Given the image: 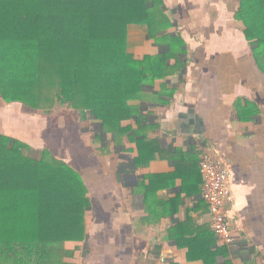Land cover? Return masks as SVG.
<instances>
[{"label": "crops", "instance_id": "1", "mask_svg": "<svg viewBox=\"0 0 264 264\" xmlns=\"http://www.w3.org/2000/svg\"><path fill=\"white\" fill-rule=\"evenodd\" d=\"M165 3L172 26L164 35L180 36L186 51L171 65L179 60L185 66L167 80L169 89L177 88L171 104L146 108L149 122L159 124L146 130L158 148L147 168L136 167L137 146L127 138L122 146L112 135L98 144L92 128L77 132L71 142L64 140V130L59 137L48 114L38 120L21 104H0V135L49 150L88 188L86 236L65 244L64 264L264 263V75L250 69V45L236 19L239 5L233 7L231 0ZM134 33L136 58L167 51L164 39L158 44L142 31ZM61 123L67 127L64 119ZM123 126L138 129L136 119ZM204 154L226 164L232 175L227 211L236 235L233 246L219 243L202 197ZM177 166L182 177L173 182ZM145 176L165 179L153 183ZM186 185L189 194L183 192Z\"/></svg>", "mask_w": 264, "mask_h": 264}, {"label": "trees", "instance_id": "2", "mask_svg": "<svg viewBox=\"0 0 264 264\" xmlns=\"http://www.w3.org/2000/svg\"><path fill=\"white\" fill-rule=\"evenodd\" d=\"M237 1L236 19L264 75V0ZM167 10L165 0H0V99L44 114L65 106L93 121L97 142L112 135L116 146L126 138L136 144V167L147 168L158 148L146 130L159 124L146 108L171 104L177 88L167 80L185 66L171 65L186 51L180 36L164 35L172 26ZM138 30L164 39L167 51L136 58ZM133 119L137 130L123 126ZM181 177L177 166L171 181ZM155 178L165 179L145 176ZM89 208L88 188L69 164L0 135V264H64L65 244L86 236Z\"/></svg>", "mask_w": 264, "mask_h": 264}, {"label": "built area", "instance_id": "3", "mask_svg": "<svg viewBox=\"0 0 264 264\" xmlns=\"http://www.w3.org/2000/svg\"><path fill=\"white\" fill-rule=\"evenodd\" d=\"M200 170L203 177L202 197L209 208L213 230L222 246H233L236 235L227 211V205L232 202L230 170L210 154L202 156Z\"/></svg>", "mask_w": 264, "mask_h": 264}, {"label": "rangeland", "instance_id": "4", "mask_svg": "<svg viewBox=\"0 0 264 264\" xmlns=\"http://www.w3.org/2000/svg\"><path fill=\"white\" fill-rule=\"evenodd\" d=\"M231 1H232V6L236 8L238 6V1L237 0H231ZM134 35L136 36V33H134ZM250 69H254L255 71L259 70L256 63H255V60L253 58V55L251 52V47H250ZM1 103H3L2 100H0V104ZM16 107H18V106H16ZM16 107L14 110L17 109ZM28 110L30 111V109L27 108L26 111H28ZM30 112L35 117H38L37 118L38 120L41 118H46V115H47V114H44L43 112H39V111H35V110H31ZM47 117H50L52 119L53 125H55V127L57 129L59 137L60 138L63 137V130H64V132H65L64 140H66V139L68 140V138H71L72 139V140H70L71 142L76 139V137H77L76 133L77 132H81V130H83V129H85V131H86V129L91 130L93 128V126H91V122H93V121H90V120L82 121V119L78 113L71 111L70 109L66 108L65 106H61V105H58L55 108V110H53L51 113L48 114ZM62 119H64L65 126H67L65 128H64V125H62V123H61ZM76 119H77V121H76ZM81 122H83V123H81ZM75 123H77V124H75ZM30 126H34V123H30ZM68 128H71V129L67 130ZM92 135L95 136V133L94 134L92 133ZM97 143L99 144V142H97ZM97 146L98 145H96V147ZM34 156L39 157L40 153L37 152L34 154Z\"/></svg>", "mask_w": 264, "mask_h": 264}]
</instances>
